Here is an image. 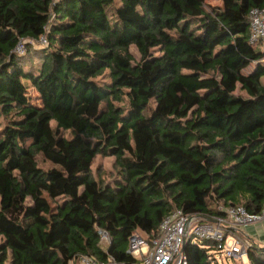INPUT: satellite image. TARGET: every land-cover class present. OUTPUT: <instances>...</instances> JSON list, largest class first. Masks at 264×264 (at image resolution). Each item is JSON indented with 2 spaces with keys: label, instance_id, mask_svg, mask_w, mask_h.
<instances>
[{
  "label": "trees",
  "instance_id": "trees-1",
  "mask_svg": "<svg viewBox=\"0 0 264 264\" xmlns=\"http://www.w3.org/2000/svg\"><path fill=\"white\" fill-rule=\"evenodd\" d=\"M205 1L0 0V264L132 262L129 236H155L175 209L260 212L264 42L248 15L264 0ZM42 35L27 68L13 49ZM97 154L114 157L112 184L93 177ZM42 195L63 199L47 213ZM215 246L186 241L187 264H219ZM243 256L264 264V247Z\"/></svg>",
  "mask_w": 264,
  "mask_h": 264
},
{
  "label": "built area",
  "instance_id": "built-area-1",
  "mask_svg": "<svg viewBox=\"0 0 264 264\" xmlns=\"http://www.w3.org/2000/svg\"><path fill=\"white\" fill-rule=\"evenodd\" d=\"M248 19L249 42L251 44L264 42V8L250 9ZM36 42L45 45L47 41L42 35ZM13 52L23 54L24 42L20 41ZM223 211L224 215L205 216L175 209L162 219L155 236L148 239L138 231L133 232L128 238L127 248V252L135 259L132 262L118 261L112 256L106 261H97L88 255H80L77 257V262L78 264H187L181 248L186 241L196 239L197 242L214 241L215 253L229 259L231 264L241 259L251 245L240 235L239 227L264 221V203L257 214L248 213L242 206H227ZM97 232L99 243L108 245L110 241L108 232L100 228ZM214 259H216L215 254Z\"/></svg>",
  "mask_w": 264,
  "mask_h": 264
},
{
  "label": "rangeland",
  "instance_id": "rangeland-1",
  "mask_svg": "<svg viewBox=\"0 0 264 264\" xmlns=\"http://www.w3.org/2000/svg\"><path fill=\"white\" fill-rule=\"evenodd\" d=\"M205 3L207 5H210V6H216V5H220V0H206ZM30 42L32 43L33 47H30V44H28L29 46H27V48L29 47L30 49L28 48L29 50L25 51V54H27V57L29 58L26 60V67L29 68V67L33 66L35 68H38L39 63H40V59H39V56L35 54L37 52V50H34V48L37 47V45L39 47L41 45H39V43H37L36 41H33V40ZM130 51L133 55V62H138L140 59V55H139L137 49L135 48V46H131ZM253 64L254 63H252L249 66V68L245 69L243 71V73L248 72L249 69L253 66ZM204 77H206V78H202L201 81L197 82L199 85L198 88L200 90L204 89V88H202L203 85H207L209 87V86H213V84H216L217 77H212L211 75H206ZM236 92H237V90H236ZM27 96L30 100V103H33L36 105L40 104V99L38 97V93L35 91L34 88H32V87L27 88ZM52 126L54 127V123H52ZM63 134L65 136H68V137L70 136V133L68 131H63ZM36 159H37L39 166H41L44 169H47L51 166L50 162L44 160L41 155H38L36 157ZM115 171L116 170L114 167V157L113 156H103L100 154H97L95 156L93 163H92V174H93V177L95 179L101 180L105 183L112 184L114 182V179L117 177V173ZM62 199L63 198H61V197L56 198V199H50L46 195H42V197H41V200L44 202V206H45L47 213H49L51 210H53L56 207V204L59 203L60 201H62ZM140 234L142 236H144L143 233H140ZM0 241H1V236H0ZM193 241L196 242L197 240L193 239ZM103 246L105 247L106 244H104ZM215 257H216L217 261L219 262V264H230V260L226 259L224 257H221L219 255V253H215ZM241 260L244 264H247L245 256H243ZM71 264H78V262L76 260V261L72 262Z\"/></svg>",
  "mask_w": 264,
  "mask_h": 264
},
{
  "label": "crops",
  "instance_id": "crops-1",
  "mask_svg": "<svg viewBox=\"0 0 264 264\" xmlns=\"http://www.w3.org/2000/svg\"><path fill=\"white\" fill-rule=\"evenodd\" d=\"M239 233L250 243L264 247V221L253 222L248 225L240 226Z\"/></svg>",
  "mask_w": 264,
  "mask_h": 264
},
{
  "label": "water",
  "instance_id": "water-1",
  "mask_svg": "<svg viewBox=\"0 0 264 264\" xmlns=\"http://www.w3.org/2000/svg\"><path fill=\"white\" fill-rule=\"evenodd\" d=\"M183 247H184V244H183V246H182V248H181V249H183Z\"/></svg>",
  "mask_w": 264,
  "mask_h": 264
}]
</instances>
